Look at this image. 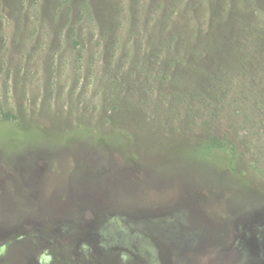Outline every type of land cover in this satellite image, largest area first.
<instances>
[{
	"label": "rangeland",
	"instance_id": "obj_1",
	"mask_svg": "<svg viewBox=\"0 0 264 264\" xmlns=\"http://www.w3.org/2000/svg\"><path fill=\"white\" fill-rule=\"evenodd\" d=\"M5 113L3 224L133 215L139 264H264V0H0Z\"/></svg>",
	"mask_w": 264,
	"mask_h": 264
},
{
	"label": "flooded vegetation",
	"instance_id": "obj_2",
	"mask_svg": "<svg viewBox=\"0 0 264 264\" xmlns=\"http://www.w3.org/2000/svg\"><path fill=\"white\" fill-rule=\"evenodd\" d=\"M58 219H25L9 225L0 219V264H139L134 255L123 253L125 244L147 239L156 245L155 235L150 234L154 232L149 231L147 238L144 229L149 226H139L133 215L131 221L96 218L80 224ZM110 225L116 226L112 237L105 233ZM167 264L175 263L169 257Z\"/></svg>",
	"mask_w": 264,
	"mask_h": 264
},
{
	"label": "trees",
	"instance_id": "obj_3",
	"mask_svg": "<svg viewBox=\"0 0 264 264\" xmlns=\"http://www.w3.org/2000/svg\"><path fill=\"white\" fill-rule=\"evenodd\" d=\"M12 118H14L13 115H11L10 113H5L2 117V120L0 121V126H3L4 124L6 125H10L8 124L10 121H12ZM208 148V149H207ZM207 148L205 147L204 150H211V149H214V150H222V144L219 143L218 141L215 142V144H211L209 146H207Z\"/></svg>",
	"mask_w": 264,
	"mask_h": 264
}]
</instances>
